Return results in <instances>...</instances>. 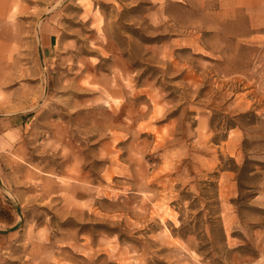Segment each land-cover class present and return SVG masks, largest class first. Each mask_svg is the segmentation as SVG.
<instances>
[{
    "label": "rangeland",
    "instance_id": "374dc122",
    "mask_svg": "<svg viewBox=\"0 0 264 264\" xmlns=\"http://www.w3.org/2000/svg\"><path fill=\"white\" fill-rule=\"evenodd\" d=\"M24 2L0 264H264V0Z\"/></svg>",
    "mask_w": 264,
    "mask_h": 264
},
{
    "label": "crops",
    "instance_id": "0c3cea01",
    "mask_svg": "<svg viewBox=\"0 0 264 264\" xmlns=\"http://www.w3.org/2000/svg\"><path fill=\"white\" fill-rule=\"evenodd\" d=\"M30 6L25 4L24 0H0V98L3 96V85L8 81V67L10 65L9 52L13 44L14 34L12 29H26L20 23V17L29 13ZM51 22V17L42 19L39 28V39L42 53L50 50L55 44L56 32ZM34 28H37L35 26ZM15 43V41H14ZM15 45V44H14Z\"/></svg>",
    "mask_w": 264,
    "mask_h": 264
}]
</instances>
